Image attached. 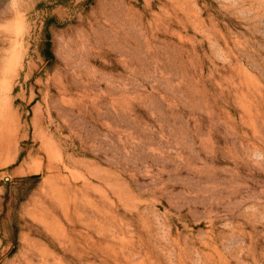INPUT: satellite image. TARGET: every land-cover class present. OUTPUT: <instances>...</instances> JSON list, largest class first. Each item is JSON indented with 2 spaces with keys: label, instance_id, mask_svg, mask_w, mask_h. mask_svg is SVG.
<instances>
[{
  "label": "rangeland",
  "instance_id": "obj_1",
  "mask_svg": "<svg viewBox=\"0 0 264 264\" xmlns=\"http://www.w3.org/2000/svg\"><path fill=\"white\" fill-rule=\"evenodd\" d=\"M0 264H264V0H0Z\"/></svg>",
  "mask_w": 264,
  "mask_h": 264
},
{
  "label": "trees",
  "instance_id": "obj_2",
  "mask_svg": "<svg viewBox=\"0 0 264 264\" xmlns=\"http://www.w3.org/2000/svg\"><path fill=\"white\" fill-rule=\"evenodd\" d=\"M50 46H51V44H50V42H48V43L46 44L47 54H48V56L52 57L53 55H52V53H51Z\"/></svg>",
  "mask_w": 264,
  "mask_h": 264
}]
</instances>
